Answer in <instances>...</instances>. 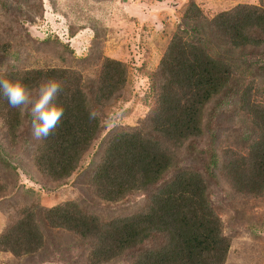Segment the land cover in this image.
Instances as JSON below:
<instances>
[{
	"label": "rangeland",
	"instance_id": "obj_1",
	"mask_svg": "<svg viewBox=\"0 0 264 264\" xmlns=\"http://www.w3.org/2000/svg\"><path fill=\"white\" fill-rule=\"evenodd\" d=\"M239 4L264 8V0H0V78L10 72L55 68L76 72L93 85L106 58L125 65V83L98 112L102 130L81 160L91 170L100 161L105 138L143 127L155 108L164 82L157 71L171 38L201 39L233 74L226 95L205 106L204 134L184 143L182 162L201 170L208 184L210 201L229 240L223 264H264V190L260 195L238 192L224 170L227 161L245 155L262 135L251 110L264 106L263 59L250 48L208 42L201 26ZM38 89L39 85L30 89L33 99ZM5 106L0 95V235L35 206L76 201L85 213L104 221L147 206V194L141 190L117 201L103 200L81 176V168L62 181L47 177L36 164L43 140L31 134L29 107L12 108L9 114ZM214 160L217 166L207 169ZM38 223L43 245L19 256L0 252V264H93L90 239ZM97 264H133V257L126 251Z\"/></svg>",
	"mask_w": 264,
	"mask_h": 264
},
{
	"label": "trees",
	"instance_id": "obj_2",
	"mask_svg": "<svg viewBox=\"0 0 264 264\" xmlns=\"http://www.w3.org/2000/svg\"><path fill=\"white\" fill-rule=\"evenodd\" d=\"M201 26L208 42L256 50L264 63V8L239 4ZM21 73L30 89L49 78L61 81L64 89L59 97L64 115L43 139L36 157L38 169L62 181L81 168V176L87 177L88 186L103 200L117 201L141 190L147 194V206L108 221L85 213L76 201L35 206L1 233L0 252L19 256L38 250L43 245L39 220L46 227L65 228L90 239L93 264L126 251L131 252L133 264H223L229 240L210 201L208 184L201 170L184 166L181 155L187 140L204 134L205 106L228 91L233 72L224 59L210 54L201 39L174 35L159 63L157 73L164 82L155 108L141 123L143 127L119 130L105 138L100 161L91 170L81 160L102 130L98 112L125 83V65L106 58L93 85L84 83L76 72L55 68L5 73L0 79H14ZM4 99V108L12 114ZM251 113L262 135L245 155L227 161L224 170L235 190L260 195L264 190V106ZM216 166L214 160L206 168ZM152 239L158 241L145 247Z\"/></svg>",
	"mask_w": 264,
	"mask_h": 264
},
{
	"label": "clouds",
	"instance_id": "obj_3",
	"mask_svg": "<svg viewBox=\"0 0 264 264\" xmlns=\"http://www.w3.org/2000/svg\"><path fill=\"white\" fill-rule=\"evenodd\" d=\"M63 90L61 81L49 78L41 82L38 97L33 99L22 73L14 79H0V95L6 98L10 107H29L32 116L31 134L36 140L46 139L60 123L65 111L59 101Z\"/></svg>",
	"mask_w": 264,
	"mask_h": 264
}]
</instances>
